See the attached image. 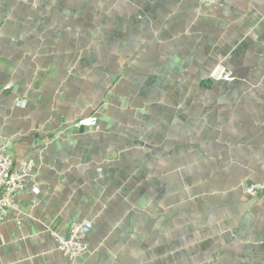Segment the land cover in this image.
<instances>
[{
    "label": "crops",
    "instance_id": "obj_1",
    "mask_svg": "<svg viewBox=\"0 0 264 264\" xmlns=\"http://www.w3.org/2000/svg\"><path fill=\"white\" fill-rule=\"evenodd\" d=\"M0 137V264H264V0H0Z\"/></svg>",
    "mask_w": 264,
    "mask_h": 264
},
{
    "label": "built area",
    "instance_id": "obj_2",
    "mask_svg": "<svg viewBox=\"0 0 264 264\" xmlns=\"http://www.w3.org/2000/svg\"><path fill=\"white\" fill-rule=\"evenodd\" d=\"M212 0H198L200 6H209ZM210 78L215 81H232L230 71L222 66H216L210 73ZM10 85L5 86L8 89ZM95 118L79 120L75 127H96ZM27 171L23 167L14 168L13 161L7 154L6 142L0 137V224L12 208L16 195L25 187ZM243 192L248 197H256L264 194V179L259 182L249 183L243 187ZM91 229V224L85 221H74L69 226L67 236H61L51 232L56 242L57 249L68 259H74L84 255L88 246L85 236Z\"/></svg>",
    "mask_w": 264,
    "mask_h": 264
}]
</instances>
